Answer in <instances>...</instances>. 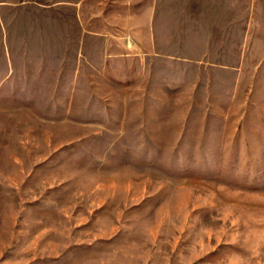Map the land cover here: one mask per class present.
<instances>
[{"label": "rangeland", "instance_id": "374dc122", "mask_svg": "<svg viewBox=\"0 0 264 264\" xmlns=\"http://www.w3.org/2000/svg\"><path fill=\"white\" fill-rule=\"evenodd\" d=\"M53 2L0 0V264H264V0H176L126 80Z\"/></svg>", "mask_w": 264, "mask_h": 264}, {"label": "crops", "instance_id": "0c3cea01", "mask_svg": "<svg viewBox=\"0 0 264 264\" xmlns=\"http://www.w3.org/2000/svg\"><path fill=\"white\" fill-rule=\"evenodd\" d=\"M170 6L176 0H55L49 5L51 30L73 63L92 65L107 79L141 78L179 45Z\"/></svg>", "mask_w": 264, "mask_h": 264}]
</instances>
